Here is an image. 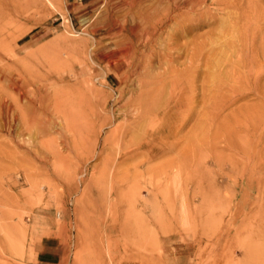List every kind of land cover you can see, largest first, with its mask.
Returning <instances> with one entry per match:
<instances>
[{
    "label": "rangeland",
    "instance_id": "374dc122",
    "mask_svg": "<svg viewBox=\"0 0 264 264\" xmlns=\"http://www.w3.org/2000/svg\"><path fill=\"white\" fill-rule=\"evenodd\" d=\"M0 264H264V0H0Z\"/></svg>",
    "mask_w": 264,
    "mask_h": 264
},
{
    "label": "bare ground",
    "instance_id": "6f19581e",
    "mask_svg": "<svg viewBox=\"0 0 264 264\" xmlns=\"http://www.w3.org/2000/svg\"><path fill=\"white\" fill-rule=\"evenodd\" d=\"M197 3V2H196ZM193 4V3H192ZM177 9V8H176ZM201 14V13H200ZM187 15V14H186ZM188 17V16H187ZM189 18H191V17H189ZM187 19V18H186ZM185 20H183V22H184ZM188 20H186V23H188L187 22ZM145 22L147 23V25H149V19H147V18H145ZM180 22V21H179ZM177 24V23H176ZM179 25V24H178ZM181 26L182 25H180V28H181ZM176 30V29H175ZM129 31L130 32H134V30L133 29H129ZM153 35H154V32H153V28L151 29V30H149V31H147L146 33H144V35H143V38L145 39V41L146 42H149L151 39H152V37H153Z\"/></svg>",
    "mask_w": 264,
    "mask_h": 264
},
{
    "label": "crops",
    "instance_id": "0c3cea01",
    "mask_svg": "<svg viewBox=\"0 0 264 264\" xmlns=\"http://www.w3.org/2000/svg\"><path fill=\"white\" fill-rule=\"evenodd\" d=\"M81 3H82V1H81Z\"/></svg>",
    "mask_w": 264,
    "mask_h": 264
}]
</instances>
